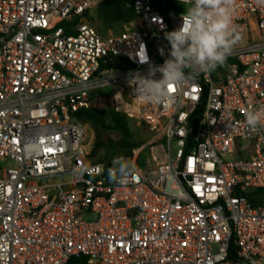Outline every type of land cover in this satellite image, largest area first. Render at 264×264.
Listing matches in <instances>:
<instances>
[{
	"label": "built area",
	"instance_id": "1",
	"mask_svg": "<svg viewBox=\"0 0 264 264\" xmlns=\"http://www.w3.org/2000/svg\"><path fill=\"white\" fill-rule=\"evenodd\" d=\"M99 2L0 0V264H264V127L246 122L264 108V2L236 0L224 66L163 104L135 90L188 5L131 0L135 20L102 36ZM104 88L109 109L160 135L150 170L142 146L92 161L76 114Z\"/></svg>",
	"mask_w": 264,
	"mask_h": 264
},
{
	"label": "clouds",
	"instance_id": "2",
	"mask_svg": "<svg viewBox=\"0 0 264 264\" xmlns=\"http://www.w3.org/2000/svg\"><path fill=\"white\" fill-rule=\"evenodd\" d=\"M180 3L188 7L181 26L165 32L170 44L168 57L162 65H150L147 76H139L135 93L141 103L163 104L170 98L173 86L182 88L197 74L224 66L233 46L241 39L234 24L236 0H180ZM142 48L143 59L138 56L147 62L146 48ZM246 122L251 129L264 127V108L250 110ZM129 168L126 164L128 179L132 173Z\"/></svg>",
	"mask_w": 264,
	"mask_h": 264
},
{
	"label": "trees",
	"instance_id": "3",
	"mask_svg": "<svg viewBox=\"0 0 264 264\" xmlns=\"http://www.w3.org/2000/svg\"><path fill=\"white\" fill-rule=\"evenodd\" d=\"M170 7H172L170 0H163L160 12L165 14ZM135 18L136 12L131 5V0H100L96 7V21L107 29L122 27L133 22ZM76 117L85 126L86 140L90 141V155L94 163L108 161L98 156L108 149L124 151L125 155H131L144 144V140L130 130L129 119L123 113L111 109L91 108L78 111ZM110 133L117 134L119 138L116 141L107 138V134ZM258 202L264 204V201ZM67 264H84V260L73 257Z\"/></svg>",
	"mask_w": 264,
	"mask_h": 264
},
{
	"label": "rangeland",
	"instance_id": "4",
	"mask_svg": "<svg viewBox=\"0 0 264 264\" xmlns=\"http://www.w3.org/2000/svg\"><path fill=\"white\" fill-rule=\"evenodd\" d=\"M92 15H94L95 20H92L91 18L90 23L95 28H97L98 32L102 36H108L110 34H117L120 32V30L123 27V26L122 27L117 26V27L108 28V29L104 28L100 25V23L96 21V10L92 12ZM94 94L96 95V97L94 96L92 98V105L94 106V109H109V104L111 102L110 89L109 88L99 89V90H96ZM128 126L135 135L140 136L144 140V144L141 147L142 148L141 153L138 156V164L141 169H146V171L150 170L151 167L153 166V163L151 161H148L147 163V160H149L148 154L151 148L163 143L161 140V137L157 132L149 131L148 127L143 122L138 123L134 119H129ZM92 137L93 136H91V138ZM106 137L112 140H115V141L119 138V136L115 133L107 134ZM171 147H172V150L174 151L175 150L174 144H172ZM123 155H125L124 151H119L116 149H108L104 154L100 153L98 156H100V158L104 160H109L114 157L123 156ZM59 179L60 178L58 177L53 178V180L56 182H58Z\"/></svg>",
	"mask_w": 264,
	"mask_h": 264
},
{
	"label": "water",
	"instance_id": "5",
	"mask_svg": "<svg viewBox=\"0 0 264 264\" xmlns=\"http://www.w3.org/2000/svg\"><path fill=\"white\" fill-rule=\"evenodd\" d=\"M155 1H157V0H155Z\"/></svg>",
	"mask_w": 264,
	"mask_h": 264
},
{
	"label": "crops",
	"instance_id": "6",
	"mask_svg": "<svg viewBox=\"0 0 264 264\" xmlns=\"http://www.w3.org/2000/svg\"><path fill=\"white\" fill-rule=\"evenodd\" d=\"M160 149V148H159Z\"/></svg>",
	"mask_w": 264,
	"mask_h": 264
}]
</instances>
